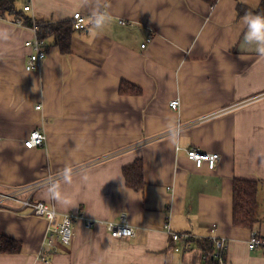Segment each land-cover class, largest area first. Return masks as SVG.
<instances>
[{"label": "crops", "instance_id": "crops-1", "mask_svg": "<svg viewBox=\"0 0 264 264\" xmlns=\"http://www.w3.org/2000/svg\"><path fill=\"white\" fill-rule=\"evenodd\" d=\"M261 1L30 0L35 18L81 12L87 22L71 51L51 45L34 70L25 68V42L35 32L0 18V190L40 183L22 198L75 215L71 244L45 247V217L12 202L0 209V234L21 243L0 264H203L196 242L175 251L167 224L226 240L224 264H264V247L249 245L254 232L264 239V57L245 48L237 10ZM96 6L112 18L103 28L91 22ZM36 128L46 143L27 148ZM193 147L220 154L216 168H197L187 158ZM138 159L144 184L134 189L123 169ZM65 167L71 184L59 177ZM236 179L257 184L252 227L233 223ZM122 216L134 237L107 230Z\"/></svg>", "mask_w": 264, "mask_h": 264}, {"label": "built area", "instance_id": "built-area-1", "mask_svg": "<svg viewBox=\"0 0 264 264\" xmlns=\"http://www.w3.org/2000/svg\"><path fill=\"white\" fill-rule=\"evenodd\" d=\"M24 10L29 13L32 12L30 0H26ZM32 17L33 20H35V17L33 15ZM72 19H74V26L76 29L81 30L86 27V17L81 12H75ZM16 23L20 26H23V22L21 19H18ZM31 29L35 32V37L25 42L26 46L31 48V52L29 53L25 64L26 70H34L40 68L42 61L47 57L48 53L46 48L47 41L38 37L36 25L34 24V27H32ZM147 41H150V39H147ZM146 45V43H143L142 47H145ZM169 105L172 109H178L180 100L174 99L169 103ZM40 107L41 106H37V108ZM46 140V133L36 128L31 131L29 137L25 140L24 143L27 148H34L38 146H44ZM187 158L193 161L197 168H201L205 165L209 169L213 170L216 168L218 161L220 160V154L205 152L199 148L193 147L187 150ZM40 187H42V184L35 183L26 186L11 187L6 188L5 190H0V209H11L12 203L20 204L23 207H30L32 208L34 214H36L37 216L45 217L48 220L47 238L45 240V243L43 244L45 247H53L55 245V239H60L66 245L71 244L74 233V214L66 213L61 215L60 212L56 210L53 204H49L41 200L37 202H31L30 198H22V195L24 193L28 192L32 195V193ZM88 224L90 226L93 224V222L89 221ZM106 227L113 237H134L136 234L135 228L127 222L125 216H122L119 222H107ZM166 227L170 234L171 241L178 243V245L174 246L175 251H189V249L193 247V243L198 239L190 232L173 231L169 224H167ZM211 240L214 242V246L216 249L215 255L217 260L221 264H224L225 251L227 248L226 240L218 237H213L211 238ZM249 245L250 248H256L257 246L264 247V239H261L258 234L254 232L252 234ZM39 256L44 262H50V256L45 251V248H43V250L39 253Z\"/></svg>", "mask_w": 264, "mask_h": 264}, {"label": "trees", "instance_id": "trees-1", "mask_svg": "<svg viewBox=\"0 0 264 264\" xmlns=\"http://www.w3.org/2000/svg\"><path fill=\"white\" fill-rule=\"evenodd\" d=\"M21 6V0H0V18L12 17L16 22L21 19L23 26L37 27L38 37L47 41L46 48L51 45L58 46L62 53L71 51V39L76 29L74 19L52 21L42 18H34L24 10L26 0ZM210 3L216 0H207ZM239 16L246 14L264 16V0L258 8H250L244 4L238 5ZM126 183L129 187L140 189L144 184V165L142 160H136L133 164L123 169ZM257 184L249 180L236 179L234 181V209L233 223L239 226L252 227L260 221L257 202ZM197 246L205 254L203 264H221L215 255L216 249L211 239L203 238L195 241ZM21 249V243L14 238L0 234V253H16Z\"/></svg>", "mask_w": 264, "mask_h": 264}, {"label": "clouds", "instance_id": "clouds-1", "mask_svg": "<svg viewBox=\"0 0 264 264\" xmlns=\"http://www.w3.org/2000/svg\"><path fill=\"white\" fill-rule=\"evenodd\" d=\"M111 16L101 10L100 6L93 7L91 11V22L96 28H103L106 24L111 22ZM244 34L243 41L246 49L254 51L258 56L264 57V16L246 14L243 19ZM3 38V37H0ZM175 106V105H173ZM178 138L179 134L175 133ZM174 144L173 140L169 141ZM72 169L65 167L60 173L59 177L66 184L72 183ZM54 187V184H50V188ZM59 192V189H56ZM62 204H69L70 201L62 198L60 195L51 194Z\"/></svg>", "mask_w": 264, "mask_h": 264}, {"label": "rangeland", "instance_id": "rangeland-1", "mask_svg": "<svg viewBox=\"0 0 264 264\" xmlns=\"http://www.w3.org/2000/svg\"><path fill=\"white\" fill-rule=\"evenodd\" d=\"M20 5H23V1L21 0V2H20ZM263 213H264V210H263Z\"/></svg>", "mask_w": 264, "mask_h": 264}]
</instances>
